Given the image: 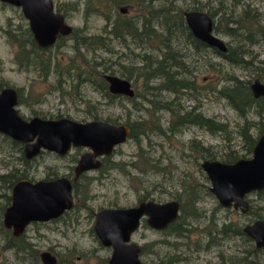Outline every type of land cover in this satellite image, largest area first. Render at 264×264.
Returning a JSON list of instances; mask_svg holds the SVG:
<instances>
[{
    "label": "rangeland",
    "instance_id": "rangeland-1",
    "mask_svg": "<svg viewBox=\"0 0 264 264\" xmlns=\"http://www.w3.org/2000/svg\"><path fill=\"white\" fill-rule=\"evenodd\" d=\"M52 1L55 3L56 0ZM193 1L159 0L153 3L156 5L161 2L172 15L166 18L167 21L160 19L161 22L155 26L157 35L161 38L157 49L153 35H150L149 45L143 44L144 50L139 49L136 41L124 46L122 42L107 36L109 51H96L95 54L101 57L99 66L107 67L106 72L131 79L133 88L137 91L134 97L126 93H114L115 96L108 97L93 82L78 80L71 71L61 74L54 72L42 77L35 68L20 66L13 56L14 45L6 40L4 30L22 26L26 24V19L17 6L0 2V83L17 88L20 100L16 109L21 116L60 115L78 121L96 118L112 123L151 120L160 128V131L137 129L131 136L128 132L126 139L112 151L108 162L98 170L87 171L85 180L80 178L75 186L72 205L67 210L45 222L28 221L24 224L17 236L20 235L27 246L9 237L10 231L2 223L1 213L5 205L3 194L9 192L8 174L19 170L34 179L44 178L49 174L70 175L75 151L70 149L63 154H56L54 151L39 149L36 154L23 160L19 158V149L12 144L11 138L0 132V264H41L38 254L45 250L53 255V264H107L110 248L100 244L90 228L94 211L101 207L133 204L139 195V191L135 189L138 184L139 187L151 190L152 187L163 190L162 199H166L180 192V178L186 181L189 179L188 183L190 180L208 183L203 180L198 164L201 159L197 157L200 144L211 149L214 157L219 159L230 149L246 151L249 132L252 137H256L260 126H264V107L257 103L240 106L235 100L220 93L227 74L249 80L253 76L245 67L230 63L214 53L206 42L193 35L183 17V11L191 9L187 7ZM199 1L209 2L211 18L229 7L230 3L229 0ZM250 3L260 13L262 23L264 0H252ZM120 7L125 14L135 12L125 5ZM179 10L182 14L180 18ZM65 19L72 26L83 25L79 12H74ZM104 23L102 17H89L86 24L88 33L103 32ZM215 33L225 43L229 40L227 35ZM69 42L70 38H65L62 46L51 50L61 61L66 54H72ZM249 48L255 59L264 58V40L251 44ZM141 51H154L163 61L164 70H176L180 65L188 66L194 75L198 91L164 87L163 73L150 75L145 81L142 76H136L128 67L131 63L133 66L145 64V60L140 59ZM133 52L137 54L134 55ZM174 63L179 66L172 67ZM56 80L63 82L64 91L60 92L52 85ZM194 113L211 119L214 125L174 122L175 115ZM140 154L149 156L156 168L140 171ZM249 196L256 199L254 194ZM202 199L203 201H198V205L205 210L204 215H208L217 206V201L211 194H203ZM204 215L199 220L191 221L189 238L184 239L182 244L180 239L176 248L171 244L175 239L172 235L164 236L163 231L141 223L132 233L131 239L146 247L141 255L142 261L160 262L172 258V264H220V258L224 257L223 264H227L230 254L241 255L242 245L237 237L228 238L221 244H214L206 249H196L194 240L205 237L202 229L206 223ZM214 216L218 221L222 218L243 221L248 217L221 207L216 208ZM233 264L240 263L235 262L233 257Z\"/></svg>",
    "mask_w": 264,
    "mask_h": 264
},
{
    "label": "trees",
    "instance_id": "trees-1",
    "mask_svg": "<svg viewBox=\"0 0 264 264\" xmlns=\"http://www.w3.org/2000/svg\"><path fill=\"white\" fill-rule=\"evenodd\" d=\"M158 1L159 0H56L54 3L55 10L61 12L64 18L72 15L74 12H79L80 16L83 18V25L80 27L72 26L68 34L57 35L53 44L48 47L38 46L34 42L27 24L17 28L8 27L4 30V35L6 40L14 45L13 56L20 66L35 68L42 77H47L51 71L56 73L60 71H71L76 74L75 76H80L83 80L95 83L108 97H113L115 94L108 91L106 81L100 75L102 71L108 68L99 66L101 57L95 53H97L96 51L99 49L109 51L110 48L107 47L108 42L106 41V38H108L107 36H110V38L118 42H122L124 46H128L129 42L136 41L139 49L144 50L145 46H143V44L146 46L149 45L150 35H153L154 38H156L154 46L155 49H157L161 38L159 34L157 35L155 26L161 22L160 19L167 21L166 18L168 19V17L172 16L161 2L156 5L153 4ZM250 1L252 0H229V7H226L216 17H212L213 31L227 35L229 40L225 43V51H219L212 46H210V48L217 55H221L226 61L248 69L251 77H257L264 82V58L255 59L254 56H251V50L249 48L251 44L259 40H264V21L261 23V15L255 8L251 7ZM122 5L129 7L132 11L135 10V12L131 14L123 13L122 10L119 9ZM187 8L205 10L211 16L208 1L202 3L199 0H194L192 5ZM180 11L181 10L178 11V14H180ZM91 16L103 18L105 21L103 32L88 33L86 24L87 19ZM180 17H182V14L179 15V18ZM65 38H70L68 46L72 54H66L65 59L61 61L56 56L57 54L55 53V55L51 50H53L52 48L56 49V47L62 46ZM133 54L136 55L137 53L133 52ZM139 55L140 59L145 60V64L142 66H133L131 63L128 69L131 72L133 70L132 73L136 74V76H142L144 81L150 75L163 73L164 87L171 90L193 89L194 91H198L194 75L191 74L188 66H179L177 63H174L172 67L179 66L176 70H164L163 61L161 58L157 57L154 51L150 53L141 51ZM98 57H100L99 60ZM110 69H112L111 66ZM130 74L131 73H128V75ZM250 81L249 79L240 78L233 74H227L220 88V93L225 97L235 100L240 106L257 103L261 107H264L263 97L252 96L248 86ZM60 84L61 82L59 80L53 83V85L62 92L64 90ZM135 95H137V91L134 93V96ZM174 122H193L205 126H207V124L209 126L214 125V121L197 113L190 115H175ZM137 129H157L160 131L159 126L151 120L131 122L130 136L134 134ZM259 129L264 130V126L261 125ZM247 139L246 151L249 152L251 151L254 137H251L249 134L247 135ZM11 142L19 149V158L26 160L27 158L22 154L21 143L13 139H11ZM245 154L246 152H243L241 156ZM197 157L214 158V152L207 146L204 147L203 145H199ZM236 157H238V154L233 150L225 154L226 160H233ZM139 162L140 171L149 169L154 170L156 168L155 162L147 155L140 154ZM52 176H56V174H49L44 178H50ZM19 178H27V174L19 170L10 172L7 177L8 185H11ZM204 179L206 178L204 177ZM187 181L184 178H180V192L175 195L173 194V197L180 200L179 212L176 219L165 228L160 229L164 232V236L172 235L175 238L171 241L172 246L175 248L177 247V243L183 238L187 239L189 237L188 232L190 228L187 224H191L192 220H199L203 217L204 209L196 205V201L202 197L203 194L209 193L205 183H197L195 180H190V183ZM135 189L139 191L138 200L146 198L163 200V190L153 187L151 190L144 186L139 187V184ZM153 191L156 192L154 193ZM168 194H170V192ZM255 194L257 195L256 200L261 201V204L250 199V207L247 213L237 212L228 208L225 210L236 212L239 216L248 215L246 220L255 216L264 218V188L255 191ZM4 197L5 201L8 202L9 196L6 194ZM204 217L206 223L202 229L204 230L203 234L205 237L196 238L194 240L196 246L201 245L202 247H210L214 244H221L228 238L233 239L237 237L240 239V244L242 245V248H240L241 255L233 256L234 254H230L228 256L230 259L228 258L226 260L227 264H233V257L234 261L240 264H264V246L256 248L253 245L251 238L242 232V222H240V220L222 218L218 221L213 213H210L207 217L204 215ZM142 225H146L144 221ZM8 235L15 242L27 246L20 235L15 236L10 232ZM180 243H182V241ZM140 246V253L143 255L146 247L144 244ZM170 259L172 258H168L165 261L161 260L160 262L172 264ZM220 260L223 262L225 261L224 257L220 258Z\"/></svg>",
    "mask_w": 264,
    "mask_h": 264
},
{
    "label": "water",
    "instance_id": "water-1",
    "mask_svg": "<svg viewBox=\"0 0 264 264\" xmlns=\"http://www.w3.org/2000/svg\"><path fill=\"white\" fill-rule=\"evenodd\" d=\"M19 7L27 21L33 40L39 46L51 45L58 34L71 31V25L61 12L55 10L52 0H1ZM183 17L193 35L219 51L226 50V44L212 29V18L201 9H187ZM110 93L133 91L127 79L105 73ZM253 97L264 98V82L254 77L249 82ZM16 95L11 87L0 89V132L22 142L25 157L36 154L39 149L63 154L70 145L88 147L74 166V173L99 165L94 159L98 153H108L115 144L123 142L129 132L126 123H112L103 119L74 120L67 116L44 118L33 115L24 119L14 108ZM248 158L224 162L215 158H203L200 166L209 179V191L223 207H238L240 212L248 210L244 195L264 188V132L252 145ZM71 184L66 176L30 180L20 178L10 191V202L2 213V223L17 235L30 220H44L58 215L71 205ZM179 201L176 198L139 200L129 206H107L94 213L92 224L95 236L110 248L107 264H142L140 246L131 239V234L140 223V218L153 229H162L178 214ZM242 232L252 239L256 248L264 245V218H255L242 226ZM40 257L48 264L54 257L48 251H41ZM144 264H167L146 262Z\"/></svg>",
    "mask_w": 264,
    "mask_h": 264
},
{
    "label": "flooded vegetation",
    "instance_id": "flooded-vegetation-1",
    "mask_svg": "<svg viewBox=\"0 0 264 264\" xmlns=\"http://www.w3.org/2000/svg\"><path fill=\"white\" fill-rule=\"evenodd\" d=\"M0 2L2 3V2H4V1H1L0 0ZM53 2V1H52ZM4 3H7V4H11V3H8V2H4ZM13 5V4H12ZM53 6H54V3H53ZM19 8V7H18ZM120 10H123L121 7L119 8ZM26 24H27V21H26ZM27 27H28V25H27ZM71 27H72V25H71ZM31 33V32H30ZM32 35V34H31ZM59 35V34H58ZM57 37V36H56ZM33 38V37H32ZM56 39V38H55ZM35 42V41H34ZM53 44V43H52ZM51 44V45H52ZM51 45H48V46H51ZM39 46V45H38ZM48 46H42V47H48ZM62 72H64V71H60V72H58V74H61ZM51 73H54V71H51ZM50 73V74H51ZM105 73H110V72H106L105 70L104 71H102V73L100 74L102 77H103V74H105ZM74 75H76L75 73H73ZM110 74H113V73H110ZM82 76V75H81ZM118 76V75H117ZM120 77H123V76H120ZM76 78L78 79V80H80L82 77H78V76H76ZM123 78H125V79H127L128 80V82H129V86H130V88L132 89V91H133V93H132V95H133V97H134V93L136 92L135 90H134V88H133V85H132V81H131V79H129L127 76H124ZM103 79L105 80V78L103 77ZM81 80H83V79H81ZM57 81V80H56ZM60 81V80H59ZM86 81V80H85ZM106 81V80H105ZM95 84V83H94ZM53 85V84H52ZM61 86H63V82H61V84H60ZM96 85V84H95ZM162 85L164 86V84H163V82H162ZM106 86H107V81H106ZM3 87H11L12 89H14V91H15V95H16V101H15V103H14V108L16 109V105H17V103H18V100H20V94H19V92H17V88L15 87V86H13V85H10V84H6V83H0V89L1 88H3ZM76 87V86H75ZM57 88V87H56ZM16 111H17V109H16ZM17 113L20 115V113L17 111ZM33 115H35V114H33ZM33 115H31V116H33ZM37 116H39V115H37ZM60 116V115H59ZM59 116H56V117H59ZM22 118H24V119H27L28 117H30V116H28V117H23V116H21ZM39 117H44V116H39ZM56 117H44V118H56ZM68 117V116H67ZM70 118V117H69ZM87 120V119H86ZM126 126L128 127V130H129V134H130V123H126ZM154 130V129H153ZM259 130V132H258V134L256 135V137H254V141H253V143H252V145L254 144V142L257 140V137L262 133V132H264V130H260V129H258ZM249 134H250V132H249ZM250 136L252 137V135L250 134ZM10 138V137H9ZM12 139V138H11ZM13 140H15V139H13ZM18 142H20V141H18ZM21 143V150H22V142H20ZM121 143V142H120ZM120 143H118V144H120ZM118 144H115L114 145V147H112V149H111V151L110 152H108V153H98V154H95L94 155V159H96V160H98L99 161V165L97 166V167H94V166H90V167H87V168H85V169H83V170H81V171H79L78 173H76V175H75V173H74V166H75V163H76V161H77V159L79 158V156L83 153V152H86V151H90V149L88 148V147H85V146H81V145H77V146H75V145H70L69 146V148L67 149V150H70V149H73L75 152L73 153V160H72V162H73V165L71 166V174L69 175H61V174H58V175H56V176H66L67 178H68V180L70 181V184H71V189H70V196H71V205H72V199L74 198V196H73V193H74V190H75V186L77 185V183H78V181H80V178L82 177V180H85L86 179V176H85V174H86V172L87 171H89V170H98L103 164H105L106 162H108L107 161V159H109L110 158V156H111V154H112V151L115 149V147L118 145ZM200 145H202V144H200ZM251 149H252V146H251ZM230 150H233V149H230ZM230 150H228V151H230ZM247 150V149H246ZM233 151H235L237 154H238V157H236V158H234L233 160H226L225 159V156L224 157H221V159H219V158H215V159H217V160H220V161H224V162H233L234 160H236V159H239V158H248V157H250L251 156V154H252V151H249V152H247V151H244V152H246V154L244 155V156H241V153H243V152H238V151H236V150H233ZM228 153V152H227ZM22 154H23V150H22ZM57 154V153H56ZM23 156H24V154H23ZM25 157V156H24ZM25 158H27V157H25ZM201 159L199 160V162H198V164L200 163V161L203 159V158H207V157H200ZM199 167H200V169L202 170V172H200L201 173V176H202V178H203V180L204 181H206V182H208V183H205V182H202V183H205L206 185H207V189H208V191H209V179H208V176H207V174H206V172L204 171V169L200 166V164H199ZM69 176V177H68ZM52 177H55V176H52ZM73 177V178H72ZM204 177L206 178V179H204ZM28 179H30V180H34V178H30V177H27ZM51 178V177H50ZM20 179V178H19ZM43 179H47V178H43ZM18 180V179H17ZM17 180H15V181H17ZM14 181V182H15ZM197 183H199L200 181H198V180H195ZM14 182L10 185L9 184V192H8V194L7 193H5V194H3V196L4 195H8L9 196V200H8V202H6L5 200H4V203H5V205L3 206V210L5 209V207L9 204V202H10V191H11V187H12V185L14 184ZM256 191H259V190H256ZM205 194H207V195H212L214 198H215V196L209 191V193H205ZM250 194H254V195H256L255 194V191H251V192H248L247 194H245L244 195V198L247 200V202H248V208L250 207V199H253V198H251L249 195ZM169 198H172V197H169ZM169 198H167V199H169ZM175 198V197H174ZM202 197H200L197 201H196V205H198V201L199 200H202L203 201V199H201ZM256 198H257V195H256ZM216 199V198H215ZM142 200V199H141ZM253 200H255V201H257L256 199H253ZM139 200L137 199L136 200V202H134L133 204H136L137 202H138ZM179 201V206H180V200H178ZM216 201H217V199H216ZM257 202H259L260 204H261V201H257ZM133 204H131V205H133ZM70 205V206H71ZM69 206V207H70ZM115 206H119V205H115ZM127 206H129V205H127ZM109 207V206H108ZM217 207H221V208H224V209H226V208H228V209H232V210H235V211H237V212H240V210H239V208L238 207H236V208H234V207H232V206H229V207H223V206H221L219 203H218V201H217V206L215 207V208H213V209H211V212L210 213H213V215H214V213H215V210H216V208ZM102 208V207H101ZM100 209V208H99ZM3 210H2V213H3ZM64 210H67V208L66 209H64ZM97 211V210H96ZM96 211H94V213L96 212ZM248 211V210H247ZM247 211L246 212H241V213H247ZM63 212V210L59 213V214H61ZM178 212H179V207H178ZM1 213V214H2ZM94 213H93V220H94ZM205 213V210L203 211V214ZM209 213V214H210ZM58 214V215H59ZM208 214V215H209ZM178 215V214H177ZM208 215H205L206 217L208 216ZM57 216V215H56ZM56 216H54V217H50V218H47V219H44V220H30V221H39V222H45L46 220H48V219H51V218H55ZM177 217V216H176ZM255 218H262V217H251V219H249V220H243V221H240V222H242L241 223V228H242V226L245 224V223H247V222H251L253 219H255ZM176 219V218H175ZM174 219V220H175ZM145 219L144 218H140V223H142L143 221H144ZM173 220V221H174ZM172 222V221H171ZM171 222H169V223H171ZM168 223V224H169ZM92 224H93V221H92ZM167 224V225H168ZM166 225V226H167ZM165 226V227H166ZM187 226L188 227H191V224H187ZM139 227V226H138ZM164 227V228H165ZM9 231H10V233H11V228L10 227H6ZM90 228H92V225H91V227ZM137 229V228H136ZM135 229V230H136ZM163 229V228H162ZM134 230V231H135ZM160 230V229H159ZM242 230V229H241ZM92 231H93V228H92ZM12 234V233H11ZM93 234L95 235V233H94V231H93ZM245 234V233H244ZM13 235V234H12ZM132 235V234H131ZM16 236V235H15ZM189 238V237H188ZM187 238V239H188ZM96 239H98L97 238V236H96ZM185 238H183L182 239V243H183V240H184ZM187 239H185V240H187ZM252 240V239H251ZM98 241H99V239H98ZM100 242V241H99ZM187 241H185V243H186ZM137 244H139L138 242H136ZM181 243V244H182ZM253 243V242H252ZM100 244H102L101 242H100ZM103 245V244H102ZM141 244H139V246H140ZM254 245V244H253ZM103 246H105V245H103ZM264 246V245H263ZM108 247V246H107ZM203 248V249H206V248H208V247H202L201 245L200 246H196V249H198V248ZM140 250H141V246H140ZM45 251H48V250H45ZM49 252V251H48ZM50 253V252H49ZM38 256H39V260H40V263L41 264H48V263H46L41 257H40V255L38 254ZM140 260H141V262H142V264H144V262L142 261V258H141V253H140ZM229 261V260H228ZM224 262L223 261H221L220 260V264H223ZM229 264V263H228Z\"/></svg>",
    "mask_w": 264,
    "mask_h": 264
}]
</instances>
